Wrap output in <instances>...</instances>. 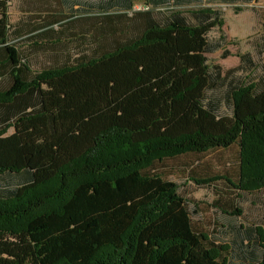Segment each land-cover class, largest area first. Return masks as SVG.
Wrapping results in <instances>:
<instances>
[{"label": "trees", "instance_id": "trees-1", "mask_svg": "<svg viewBox=\"0 0 264 264\" xmlns=\"http://www.w3.org/2000/svg\"><path fill=\"white\" fill-rule=\"evenodd\" d=\"M9 1L0 0V78L10 81L0 90V264H264L263 228L216 238L159 169L236 144L226 179L264 190V80L233 84V70L206 56L212 30L226 38L222 13L137 10L128 25L106 13L97 23L119 34L35 71L10 40Z\"/></svg>", "mask_w": 264, "mask_h": 264}, {"label": "rangeland", "instance_id": "rangeland-1", "mask_svg": "<svg viewBox=\"0 0 264 264\" xmlns=\"http://www.w3.org/2000/svg\"><path fill=\"white\" fill-rule=\"evenodd\" d=\"M132 3V9L123 2L106 9L102 7L105 0H10V40L33 70L40 71L98 51L101 38L119 34V27L114 33L110 24L97 23L106 13L114 17L113 24L128 25V19L137 10H153L158 17L180 11L191 19L192 10L212 7L224 17L221 30L226 38H220L218 29L209 33L210 45L217 43L206 54L209 62L221 65L223 73L232 69L229 82L233 84L264 80V0H167L159 5L154 0H133ZM126 12L127 16L117 18ZM88 17L92 19L86 20ZM9 83L8 78H0V90ZM12 131L10 128L8 134ZM238 156L235 144L226 149L168 158L159 166L163 175L179 185L193 221L226 242H232L238 231L250 227L264 229V190L240 191L226 179H234ZM214 176L221 178L204 184L194 180ZM237 207L242 211L240 215L226 213Z\"/></svg>", "mask_w": 264, "mask_h": 264}]
</instances>
